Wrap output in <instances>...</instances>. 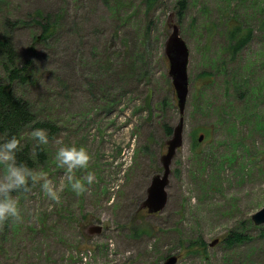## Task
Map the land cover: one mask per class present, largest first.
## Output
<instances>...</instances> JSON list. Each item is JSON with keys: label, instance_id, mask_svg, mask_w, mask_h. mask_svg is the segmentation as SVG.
<instances>
[{"label": "rangeland", "instance_id": "obj_1", "mask_svg": "<svg viewBox=\"0 0 264 264\" xmlns=\"http://www.w3.org/2000/svg\"><path fill=\"white\" fill-rule=\"evenodd\" d=\"M233 18L254 30L235 56ZM263 21L264 0H0V38L11 36L20 67L32 62L25 83L0 65V84L55 125L42 158L34 128L25 134L34 168L60 183L57 140L94 154L85 193L66 187L55 204L37 184L21 195L23 221L0 228V264H264V225L252 221L264 207ZM173 26L190 50L183 115L165 52ZM181 117L168 201L151 215L141 206ZM239 233L248 240L230 247Z\"/></svg>", "mask_w": 264, "mask_h": 264}, {"label": "clouds", "instance_id": "obj_2", "mask_svg": "<svg viewBox=\"0 0 264 264\" xmlns=\"http://www.w3.org/2000/svg\"><path fill=\"white\" fill-rule=\"evenodd\" d=\"M28 136L35 142L33 154L36 148L50 144L47 129L34 128ZM56 144L55 164L64 170L59 184L54 183L42 169L30 167L26 162L18 160V153L23 148L22 138L13 135L0 143V228L8 223L23 221L25 207L21 203V195L29 193L37 184L49 201L60 204L66 187L79 195L88 190L86 184L91 185L94 182V174L87 171L94 160V154L87 146L65 144L62 140H57ZM80 171L86 172L82 178L76 175Z\"/></svg>", "mask_w": 264, "mask_h": 264}, {"label": "trees", "instance_id": "obj_3", "mask_svg": "<svg viewBox=\"0 0 264 264\" xmlns=\"http://www.w3.org/2000/svg\"><path fill=\"white\" fill-rule=\"evenodd\" d=\"M153 0H151L152 2ZM182 9H186V1L180 2ZM41 15L40 12L36 13V17ZM264 31V21L261 25ZM49 29L45 27L44 35H48ZM228 40V50L235 56L242 52L254 39V30L250 27H246L239 19L233 18L228 25V31L226 34ZM17 52L13 39L10 35L2 36L0 38V65L5 70L9 83L20 82L25 83L32 66V62H27L20 67L17 63ZM211 74L204 72L202 74L203 80L207 81ZM243 98L245 97L242 96ZM256 116V115H255ZM259 120L260 117H257ZM44 128L53 133L55 131V125L51 122H41L38 117L32 112L31 105L28 101L17 98L14 92L5 85L0 84V143L11 138L13 135L18 138H22V151L18 153V160L20 162H26L30 167L34 168V161L32 160V144L25 143V134L28 128ZM204 139L209 140L213 133L212 130H205ZM168 134H172V128H166ZM199 139L195 140L194 149L199 145ZM37 156L44 157L46 150L43 147L36 148ZM248 240L247 236L242 233L235 234L227 238L226 242L230 247H234L244 241ZM204 246H206L204 244ZM229 264V261H227ZM231 264V263H230Z\"/></svg>", "mask_w": 264, "mask_h": 264}, {"label": "water", "instance_id": "obj_4", "mask_svg": "<svg viewBox=\"0 0 264 264\" xmlns=\"http://www.w3.org/2000/svg\"><path fill=\"white\" fill-rule=\"evenodd\" d=\"M114 45L112 38L110 49ZM166 56L170 62L169 75L175 89L177 103L180 113L183 115L187 105L189 96V74L188 68L190 63V50L185 40L180 35V30L177 26H173L171 33L166 43ZM204 136H201L199 141L202 142ZM184 143V118L181 117L178 125L173 131L172 138L168 141V150L162 156L161 161L164 169L163 175H157L153 178L151 186L148 189L146 200L142 204V209L148 210L149 214H157L164 210L167 201V186L170 182L171 166L177 154V151ZM252 221L255 225H264V207L252 216ZM102 227H98L96 232L99 233ZM216 240L213 244H217ZM178 257L172 256L168 258L164 264H177Z\"/></svg>", "mask_w": 264, "mask_h": 264}]
</instances>
